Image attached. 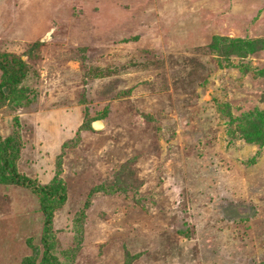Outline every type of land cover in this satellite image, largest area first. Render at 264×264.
Segmentation results:
<instances>
[{"label": "rangeland", "instance_id": "374dc122", "mask_svg": "<svg viewBox=\"0 0 264 264\" xmlns=\"http://www.w3.org/2000/svg\"><path fill=\"white\" fill-rule=\"evenodd\" d=\"M261 38L264 0H0V51L42 45L22 56L36 100L1 108L0 134L18 119L20 174L61 165V264H264V145L227 129L264 110V50L222 57ZM41 221L0 185V264L41 252Z\"/></svg>", "mask_w": 264, "mask_h": 264}, {"label": "trees", "instance_id": "16d2710c", "mask_svg": "<svg viewBox=\"0 0 264 264\" xmlns=\"http://www.w3.org/2000/svg\"><path fill=\"white\" fill-rule=\"evenodd\" d=\"M38 41L32 42L22 56L32 57L34 52L41 47ZM264 50V38L256 40H235L224 52L223 62L229 64L232 57H244L246 53ZM22 56L0 51V114L4 106L16 110L30 106L36 100V89L30 88V79H37L36 73ZM136 68H145V63L135 61ZM87 75L101 77L102 73L95 70L87 72ZM211 109V108H210ZM4 112V111H3ZM105 114L98 113L88 120L86 126L90 129L89 122L104 120ZM13 127L10 134L3 138L0 134V185L17 187L33 193L38 211L42 216V229L39 238L41 252L36 251L30 244L32 254L25 258L21 264H61L56 256L58 241L53 231L54 212L61 208L67 199L66 186L60 179L61 165L58 162L50 180L44 184L38 183L18 172L16 162L21 152V138L18 119L13 117ZM227 129H231L234 135H239L246 143L256 145L258 149L264 145V110L244 112L239 117L230 115ZM117 173L116 177L120 176Z\"/></svg>", "mask_w": 264, "mask_h": 264}, {"label": "water", "instance_id": "95a60500", "mask_svg": "<svg viewBox=\"0 0 264 264\" xmlns=\"http://www.w3.org/2000/svg\"><path fill=\"white\" fill-rule=\"evenodd\" d=\"M91 127H92V129L95 130V131H100L101 129L104 128V124H103V122H102L101 120H99V121H95V122H93V123L91 124Z\"/></svg>", "mask_w": 264, "mask_h": 264}]
</instances>
